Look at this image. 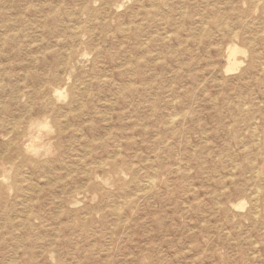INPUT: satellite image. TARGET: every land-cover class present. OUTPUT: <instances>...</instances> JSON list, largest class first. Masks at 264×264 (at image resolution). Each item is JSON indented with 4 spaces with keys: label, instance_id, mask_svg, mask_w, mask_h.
<instances>
[{
    "label": "rangeland",
    "instance_id": "rangeland-1",
    "mask_svg": "<svg viewBox=\"0 0 264 264\" xmlns=\"http://www.w3.org/2000/svg\"><path fill=\"white\" fill-rule=\"evenodd\" d=\"M0 264H264V0H0Z\"/></svg>",
    "mask_w": 264,
    "mask_h": 264
},
{
    "label": "bare ground",
    "instance_id": "bare-ground-1",
    "mask_svg": "<svg viewBox=\"0 0 264 264\" xmlns=\"http://www.w3.org/2000/svg\"><path fill=\"white\" fill-rule=\"evenodd\" d=\"M231 47H233V46H231ZM229 48H230V47H229ZM235 49H236V48H230L231 52H235ZM228 50H229V49H228ZM227 55H228V54H227ZM230 56H231V55H230ZM226 59H227V58H226ZM28 146H29V144H28ZM30 147H31V146L27 147V149L30 148ZM257 189H258V188H257ZM254 191H255V190H254Z\"/></svg>",
    "mask_w": 264,
    "mask_h": 264
}]
</instances>
